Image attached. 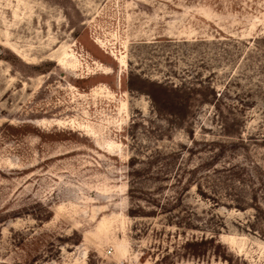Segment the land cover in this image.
Wrapping results in <instances>:
<instances>
[{"label": "rangeland", "instance_id": "374dc122", "mask_svg": "<svg viewBox=\"0 0 264 264\" xmlns=\"http://www.w3.org/2000/svg\"><path fill=\"white\" fill-rule=\"evenodd\" d=\"M0 264H264V0H0Z\"/></svg>", "mask_w": 264, "mask_h": 264}]
</instances>
